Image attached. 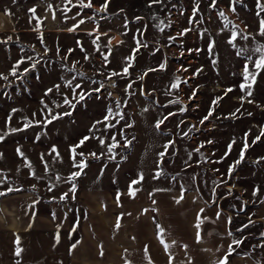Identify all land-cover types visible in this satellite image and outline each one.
I'll list each match as a JSON object with an SVG mask.
<instances>
[{"label":"rangeland","instance_id":"374dc122","mask_svg":"<svg viewBox=\"0 0 264 264\" xmlns=\"http://www.w3.org/2000/svg\"><path fill=\"white\" fill-rule=\"evenodd\" d=\"M105 2L0 0V77H8L0 78V192L14 189L0 196V264H157L146 243L137 252L146 260L118 259L123 248L108 234L120 215L129 233L141 230L129 219L141 207L160 238L159 177L201 173L216 192L229 183L240 208L264 195V70L252 51L264 47V0H107L102 10ZM245 65L254 81L244 80ZM247 218L234 223L230 251L260 261L264 229Z\"/></svg>","mask_w":264,"mask_h":264},{"label":"crops","instance_id":"0c3cea01","mask_svg":"<svg viewBox=\"0 0 264 264\" xmlns=\"http://www.w3.org/2000/svg\"><path fill=\"white\" fill-rule=\"evenodd\" d=\"M155 164L154 162L153 165ZM188 178L190 177H186V181L183 180V182H175L172 179L165 180L166 178L159 177L158 179L162 182L156 180V183H153L156 185L152 186L153 200H155L152 211L156 214V222L161 230L160 238L168 245L166 250H164V243L156 235L152 219L140 213L143 211L141 207L134 209V216L129 218L133 222L138 220L141 222V230H137L136 234L131 231L129 233L126 229L127 218L123 219L121 215L118 218L107 215L109 210L114 212L115 208L107 207L108 209L103 210L106 222L115 218L113 222L111 221L114 225L111 227L117 230L108 236L119 243L120 251L123 248L124 252L117 255L118 259L121 260L122 255L124 259L136 261L148 259L157 264H222L226 257L227 264H264V242L260 249V261L256 257L259 254L255 253V255L247 250L230 251L232 238L239 230L235 228L236 221L239 222L240 227V224L249 222L247 217L250 216L261 220L264 229V195L260 203L240 208L238 198L233 195L234 186H230L229 183L223 184L227 187L226 191L217 190L216 192L214 182L205 179L201 173L193 180ZM126 179L125 176L123 182L129 185ZM128 187H125V192ZM237 191L239 193V190ZM181 195L183 199L177 203ZM201 209L204 210L202 213ZM197 223H200L199 229L196 227ZM143 243L149 244L151 251L146 259L142 258V254L141 258L137 255ZM127 246H131L129 250ZM110 253L107 255L109 258ZM85 258L89 259V257ZM97 259L100 258L97 257Z\"/></svg>","mask_w":264,"mask_h":264},{"label":"snow or ice","instance_id":"6c2138e0","mask_svg":"<svg viewBox=\"0 0 264 264\" xmlns=\"http://www.w3.org/2000/svg\"><path fill=\"white\" fill-rule=\"evenodd\" d=\"M69 2H71V0H69ZM152 2L153 3H157V2H160V0H152ZM82 6H84V7H91V3H89V4H87V5H82ZM211 7H215V0H213V3L210 5ZM106 8H107V0H106V2H105V4L102 6V10H106ZM259 8H260V11H262V12H264V3H260L259 4ZM197 10H198V8H197ZM232 11H235V8L234 7H232V9H231ZM30 12H32V13H35V8H33V9H30L29 10ZM219 15L221 16V17H223L224 16V13L223 12H220L219 13ZM257 15H259V13H257ZM80 23H83V21H80ZM261 35H264V20H261ZM74 29H69V31H73ZM163 29H161V31H162ZM187 31V30H186ZM236 35H238V33H234L233 34V41L236 39ZM241 38L242 39H248V37H247V35H242L241 36ZM137 43H139V41H137ZM230 43H231V41H230ZM146 46V45H145ZM138 50V49H137ZM71 51V50H70ZM243 50H241V51H238L237 52V55H240L241 54V52H242ZM254 53H262L261 55H260V57H259V59L258 60H256V61H253V63H254V66H255V68L256 69H262V70H264V47H257V48H254L253 50H252ZM105 59H107V57H105ZM129 59H131V58H129ZM248 59H251V57L249 56L248 57ZM20 63H23V61H19L18 63H17V65L12 69V72H11V74L13 75V76H16L17 75V71H16V68H18L19 67V64ZM130 66V65H129ZM33 67H35V65L33 64ZM161 68H163V65H161ZM28 71V69H25V72H27ZM149 71H155V69H149ZM127 72H128V67H125L124 68V73L125 74H127ZM113 75H117L116 73H113ZM251 76V79H252V81H254V79H255V76L253 75V74H251L250 72H249V68H248V66L247 65H245V67H244V80L245 81H249V77ZM0 78H3V79H5V80H7L8 79V77L7 76H2V77H0ZM57 87H59V86H57ZM129 87H131V85H129ZM172 87H177V85H175V84H173L172 85ZM240 88H241V90H244L245 88H249V91H248V95H251V91H250V84H244V83H242L241 85H240ZM49 92H51V89H49L48 90ZM94 91H99V89H94ZM227 91L228 92H230V91H232V89L231 88H229V89H227ZM85 95L84 94H80V96H79V99L81 100V101H83V100H85ZM68 101H66V103H67ZM13 111H15V110H13ZM109 113H111V109H109ZM69 113H65V115H68ZM169 115H174V114H172V113H170ZM209 115H211V112L209 113ZM56 118H58V117H56ZM105 119L107 120L108 119V117H105ZM208 119V116H205L204 117V120H207ZM10 120H11V117L9 116V118H8V122H10ZM48 123H51V121H48ZM99 123V122H98ZM161 123H163V121H159L158 123H157V125H156V127L157 128H159L160 127V124ZM201 123H203V120L201 121ZM129 126H131V125H129ZM16 131H21V129H12V132H16ZM88 139V137H85L84 138V140H87ZM114 139V138H113ZM259 139V138H258ZM4 140V136L3 135H0V141H3ZM83 140L80 142V144H83ZM101 143H103V141H101ZM129 144L131 143L130 141L128 142ZM77 146H79V145H77ZM77 146H74L72 149H71V152L73 153V156H72V159L73 160H75V151H76V147ZM170 145H166L165 147H169ZM229 147H231V146H229ZM246 148H247V145H245V150H246ZM109 150H111V149H109ZM52 151L53 152H56L57 150L55 149V148H53L52 149ZM17 152H18V154L19 155H21V156H23V153L22 152H20V150L19 149H17ZM0 155H2V154H0ZM80 155H83V153H80ZM92 155H95V153H93ZM160 155V157H161V161H162V159H163V156L165 155V153H160L159 154ZM243 158V152L241 153V159ZM237 163H239V161H237ZM75 167H77V168H83V167H86V164H84V163H80V164H75L74 165ZM80 175V172H76V173H73L72 174V178H75V177H77V176H79ZM159 177V173H157V176L156 177H154V178H158ZM143 177H142V175H141V177H140V179H142ZM139 181H133L132 182V184L134 185V184H136V183H138ZM73 192H75V185H73V188L71 189ZM12 191H14V189H12V188H8L7 189V192H12ZM7 192H0V196H4V195H6L7 194ZM255 194V193H254ZM129 195H131V196H135V191H133L132 189H131V186H130V192H129ZM151 195V194H150ZM67 197V193H65L64 194V197H61V199H64V198H66ZM180 199H183V195H181L180 196V198L176 201L177 203H179V201H180ZM117 200H119V194H118V196H117ZM153 203H155V200H153ZM147 211V210H146ZM204 210L203 209H201V213L203 212ZM217 217H219V213H217ZM198 219H200V217L198 216ZM204 219H207L206 217H204ZM117 227H119V223H117ZM196 227H197V229H199L200 228V223H197V225H196ZM230 235H231V233H229ZM198 239H199V233H198ZM162 243H164V241L162 240L161 241ZM16 243H17V245H19V239L17 238V241H16ZM235 243L236 244H239V243H241V241H235ZM164 246H165V248H167L168 247V245H167V243H164ZM73 247H75V246H73ZM20 253H21V249L19 248V247H17L16 248V255L17 256H19L20 255ZM229 254H231V253H229ZM222 264H227V258L225 257V259H224V261L222 262Z\"/></svg>","mask_w":264,"mask_h":264},{"label":"trees","instance_id":"16d2710c","mask_svg":"<svg viewBox=\"0 0 264 264\" xmlns=\"http://www.w3.org/2000/svg\"><path fill=\"white\" fill-rule=\"evenodd\" d=\"M131 147H132V143H130V144L127 146L126 151H129V150L131 149Z\"/></svg>","mask_w":264,"mask_h":264}]
</instances>
